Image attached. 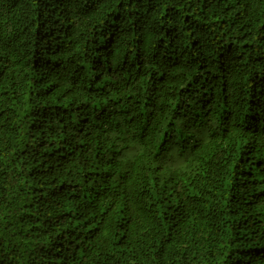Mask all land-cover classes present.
Returning <instances> with one entry per match:
<instances>
[{"label":"trees","instance_id":"obj_1","mask_svg":"<svg viewBox=\"0 0 264 264\" xmlns=\"http://www.w3.org/2000/svg\"><path fill=\"white\" fill-rule=\"evenodd\" d=\"M0 264H264V0H0Z\"/></svg>","mask_w":264,"mask_h":264}]
</instances>
